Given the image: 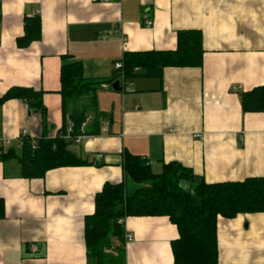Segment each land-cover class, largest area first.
<instances>
[{"label":"crops","instance_id":"1","mask_svg":"<svg viewBox=\"0 0 264 264\" xmlns=\"http://www.w3.org/2000/svg\"><path fill=\"white\" fill-rule=\"evenodd\" d=\"M36 17L40 39L20 46ZM190 30L201 35L200 67H167L162 79L141 77L119 93L99 88L88 116L106 115L109 132L70 148L87 166L26 179L16 161L0 160V264H88L85 219L105 183L124 181L125 151L156 175L178 163L208 184L264 177V112L241 105L242 93L264 86V0H0V97L32 88L46 109L43 117L23 99L0 104V139L16 148L24 134H66L70 115L90 107L87 97L64 110V64L107 80L126 53L175 51L178 33ZM124 227L134 239L126 264H174L178 231L168 218H128ZM218 244L219 264H264V213L219 217Z\"/></svg>","mask_w":264,"mask_h":264},{"label":"trees","instance_id":"2","mask_svg":"<svg viewBox=\"0 0 264 264\" xmlns=\"http://www.w3.org/2000/svg\"><path fill=\"white\" fill-rule=\"evenodd\" d=\"M40 37V19L32 18L27 20L25 36L18 44L26 46ZM203 53L200 33L190 30L178 33L175 51L126 53L118 61L123 63V69H115L107 80L86 79L81 62L64 64L60 71L64 110L69 103L86 97L92 100L88 109L70 115L73 136L83 132L100 135L102 120H109L106 115L95 113L87 131L82 132L88 113L96 109L95 94L102 85L115 83L121 75L129 82L141 77L162 79L167 67H200ZM43 95V91L15 87L0 97V104L23 99L45 117ZM241 105L244 113L264 112V86L242 93ZM19 144L7 150L1 147L0 160L16 161L26 179L44 178L48 171L57 168L89 164L70 150L72 141L65 139V132L55 139L23 137ZM122 167L124 181L105 183L95 197L94 214L85 219L88 264H126V230L119 221L137 217H165L176 226L178 238L172 243L174 264H219L218 218L232 220L238 215L264 213V177L208 184L178 163L165 165L163 173L156 175L146 159L128 151L123 153ZM2 211L0 201V217Z\"/></svg>","mask_w":264,"mask_h":264},{"label":"built area","instance_id":"3","mask_svg":"<svg viewBox=\"0 0 264 264\" xmlns=\"http://www.w3.org/2000/svg\"><path fill=\"white\" fill-rule=\"evenodd\" d=\"M146 25L148 27H151L153 25V23H152V21H147L146 22ZM115 69L116 70H122L123 69V63L122 62L116 63L115 64ZM118 81L120 82V86L122 88H125L127 85H131V82H129L128 80H126L123 75L120 76V78H119ZM103 87L105 89H111L112 88V84H107V85L105 84V85H103ZM92 119H93L92 117H89L82 124V128H81L82 129V132L84 131V129L88 125V123L90 121H92ZM102 121H103V123H102V126H101V134H106V133L109 132L110 124H109V121L107 119H103ZM72 132H73V124L70 123L69 124V130L65 134V139L72 141V143L75 144V145H81L84 141H87V143H92L93 140H94V137H95L93 135H87L84 132L82 134H80V135L73 136ZM24 137H26L25 134H24ZM22 138L19 139L20 142H21ZM12 146H13V141L12 140H9V139H0V147L10 148ZM119 223L122 224V225H124L125 224V220L124 219H121L119 221ZM133 240H134L133 239V236L126 231V235H125V241L126 242H125V244L132 243Z\"/></svg>","mask_w":264,"mask_h":264},{"label":"water","instance_id":"4","mask_svg":"<svg viewBox=\"0 0 264 264\" xmlns=\"http://www.w3.org/2000/svg\"><path fill=\"white\" fill-rule=\"evenodd\" d=\"M112 89L114 92L119 93L122 91V88L120 86V82L116 81L115 83L112 84Z\"/></svg>","mask_w":264,"mask_h":264},{"label":"rangeland","instance_id":"5","mask_svg":"<svg viewBox=\"0 0 264 264\" xmlns=\"http://www.w3.org/2000/svg\"><path fill=\"white\" fill-rule=\"evenodd\" d=\"M111 93H114V92H111ZM86 98H87V97H86ZM86 98H85V99H86ZM82 100H84V99H82ZM70 148H71L73 151H76V152L78 151L77 147H76L75 144H73V143L70 145Z\"/></svg>","mask_w":264,"mask_h":264}]
</instances>
